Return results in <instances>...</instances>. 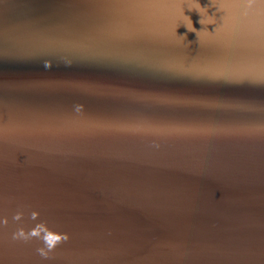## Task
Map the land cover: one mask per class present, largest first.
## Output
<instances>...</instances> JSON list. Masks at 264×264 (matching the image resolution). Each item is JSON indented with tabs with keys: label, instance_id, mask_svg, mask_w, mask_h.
Instances as JSON below:
<instances>
[{
	"label": "water",
	"instance_id": "obj_1",
	"mask_svg": "<svg viewBox=\"0 0 264 264\" xmlns=\"http://www.w3.org/2000/svg\"><path fill=\"white\" fill-rule=\"evenodd\" d=\"M198 2L0 0V264H264V0Z\"/></svg>",
	"mask_w": 264,
	"mask_h": 264
},
{
	"label": "clouds",
	"instance_id": "obj_2",
	"mask_svg": "<svg viewBox=\"0 0 264 264\" xmlns=\"http://www.w3.org/2000/svg\"><path fill=\"white\" fill-rule=\"evenodd\" d=\"M197 2H198V0H197ZM199 5H200V3H199ZM203 8H205V7H203ZM188 9L189 10H197V9H193L190 6L188 7ZM199 14H200V12H199ZM199 22L202 24V19ZM186 27H187V25H186ZM187 29H188V31H191V32H197V30L193 26H192V28L187 27ZM190 43L191 42H189V44ZM47 66H50V62L48 63ZM83 109H84V105H82V104H78L75 106V110L77 112H82ZM25 207H30V206H25V205L20 206L21 209H24ZM25 214L26 213L24 210H18L12 215L11 221L19 223V222L24 220ZM27 216H28V219H30L32 221H39V222L36 223L35 226L32 227L31 229H26L23 226L17 227L16 230L12 233V240L13 241H23L25 243H28L34 239H37V240L41 241V243H42V246L36 248L37 254L44 260L52 259L53 253L55 252L57 247L61 243L68 242L71 239L70 234H68L66 232L55 231L52 228H50L47 220H40L41 213L39 211L30 210L27 213ZM9 222H10V220H9L8 216H4V217L0 218V225L7 227L9 225Z\"/></svg>",
	"mask_w": 264,
	"mask_h": 264
}]
</instances>
